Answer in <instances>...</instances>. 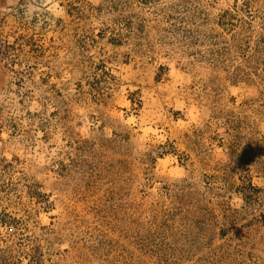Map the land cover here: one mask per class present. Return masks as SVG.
I'll list each match as a JSON object with an SVG mask.
<instances>
[{"label": "rangeland", "instance_id": "1", "mask_svg": "<svg viewBox=\"0 0 264 264\" xmlns=\"http://www.w3.org/2000/svg\"><path fill=\"white\" fill-rule=\"evenodd\" d=\"M0 264H264V0H0Z\"/></svg>", "mask_w": 264, "mask_h": 264}, {"label": "clouds", "instance_id": "2", "mask_svg": "<svg viewBox=\"0 0 264 264\" xmlns=\"http://www.w3.org/2000/svg\"><path fill=\"white\" fill-rule=\"evenodd\" d=\"M10 2H11V0H10ZM30 7V9H31V6H29ZM29 15H30V13H29Z\"/></svg>", "mask_w": 264, "mask_h": 264}]
</instances>
